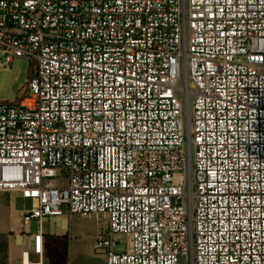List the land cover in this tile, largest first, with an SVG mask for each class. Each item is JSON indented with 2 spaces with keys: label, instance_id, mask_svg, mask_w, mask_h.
Instances as JSON below:
<instances>
[{
  "label": "built area",
  "instance_id": "obj_1",
  "mask_svg": "<svg viewBox=\"0 0 264 264\" xmlns=\"http://www.w3.org/2000/svg\"><path fill=\"white\" fill-rule=\"evenodd\" d=\"M0 48L35 68L0 104L19 264L66 215L107 216V264H264V0H0Z\"/></svg>",
  "mask_w": 264,
  "mask_h": 264
},
{
  "label": "rangeland",
  "instance_id": "obj_2",
  "mask_svg": "<svg viewBox=\"0 0 264 264\" xmlns=\"http://www.w3.org/2000/svg\"><path fill=\"white\" fill-rule=\"evenodd\" d=\"M12 54L0 48V104L14 103L22 98L29 83V74L35 68L26 58H17L10 61ZM57 184L65 185L62 179H56ZM32 202L29 199H23L21 196L10 193H0V249H3L4 242L9 237L11 231L27 234H34L38 229L37 221H29L25 225L23 215L30 211ZM65 213L67 208L63 207ZM71 226L78 227L75 235L83 239L85 243L96 241L97 235L103 232L107 225V220L103 215H75L71 219ZM57 219L44 220L46 231H54L60 227ZM25 229V230H24ZM73 232H75L73 230ZM125 235H117L116 239L123 241ZM122 246L124 242H121ZM90 246V245H89ZM13 257L21 260V250L13 246ZM3 258H0V264ZM180 264H186L185 259H180Z\"/></svg>",
  "mask_w": 264,
  "mask_h": 264
},
{
  "label": "crops",
  "instance_id": "obj_3",
  "mask_svg": "<svg viewBox=\"0 0 264 264\" xmlns=\"http://www.w3.org/2000/svg\"><path fill=\"white\" fill-rule=\"evenodd\" d=\"M15 195L18 196V194ZM104 217L107 220V225L103 232L97 235L96 241L108 228V218L107 216ZM51 219H57L56 224L60 223V227L52 232L46 231L43 221V264H107L106 255L95 248L96 241L95 243H85L82 237L78 238L73 235L80 230L76 226H71V222L69 221L71 218L69 216L45 220ZM25 225H28V223ZM38 231L39 226L34 234H27V230L24 233L11 231L12 233H10L4 242L3 249H0V258H3L2 264H19L21 260L13 257V246L19 248L21 254L25 250L32 252L34 246L33 236ZM32 258L36 259L37 257L32 253Z\"/></svg>",
  "mask_w": 264,
  "mask_h": 264
},
{
  "label": "trees",
  "instance_id": "obj_4",
  "mask_svg": "<svg viewBox=\"0 0 264 264\" xmlns=\"http://www.w3.org/2000/svg\"><path fill=\"white\" fill-rule=\"evenodd\" d=\"M33 72H34V70L31 71V73L29 74V80L32 78V76H33Z\"/></svg>",
  "mask_w": 264,
  "mask_h": 264
}]
</instances>
